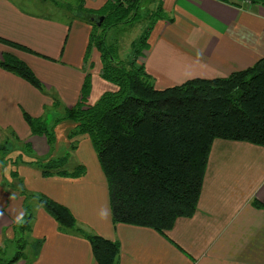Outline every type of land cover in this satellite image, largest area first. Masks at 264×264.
Listing matches in <instances>:
<instances>
[{"label":"crops","instance_id":"0c3cea01","mask_svg":"<svg viewBox=\"0 0 264 264\" xmlns=\"http://www.w3.org/2000/svg\"><path fill=\"white\" fill-rule=\"evenodd\" d=\"M107 1L83 0V4L85 9L96 11ZM150 3L155 4L151 10L161 6L172 20L157 21L148 39L145 68L157 80V89L194 78H224L264 58L263 6L244 2L236 8L217 0ZM90 31L91 27L77 14H72L70 22H64L28 12L13 0H0V38L40 55L0 44V59L3 54H10L22 61L48 94H54L67 109L80 97ZM91 62L94 67L88 101L94 103L109 86L99 78L100 63L95 50ZM49 95L0 69V130H13L20 141L30 143L39 158L65 152L68 132L74 126L68 121L56 126V142L51 151L43 137L30 135L22 112L36 118L44 116V109L52 104ZM76 141L77 148L70 159L76 161L72 163L74 167L85 168L81 178L44 177L35 166L27 164L18 165L17 173L24 190L68 208L86 233L118 242L117 264H264V207H253L254 200L264 204V148L214 141L194 216L177 219L168 232L174 245L149 228L113 225L107 183L91 142L87 136ZM3 185L0 248L15 241L14 226L19 223L17 219L24 218L23 196L8 186L15 187L12 181ZM33 215L26 247L29 260L14 264H96L87 240L59 231L58 224L38 206ZM36 243L40 244L37 248Z\"/></svg>","mask_w":264,"mask_h":264},{"label":"trees","instance_id":"16d2710c","mask_svg":"<svg viewBox=\"0 0 264 264\" xmlns=\"http://www.w3.org/2000/svg\"><path fill=\"white\" fill-rule=\"evenodd\" d=\"M77 1L79 7L74 14L86 22L91 31L83 59L85 74L80 97L73 107L64 108L54 94L49 95L31 69L16 57L3 54L0 69L22 79L39 93L51 96L50 107L61 110L50 120L46 113L48 108L44 109L45 116L37 118L22 112L31 136L43 137L52 150L56 126L68 121L74 125L68 132L69 140L89 138L107 183L113 225L149 228L174 244L168 232L177 219L194 216L214 141L243 142L264 148V58L224 78H194L177 86L157 89L145 65L137 60L148 50V39L155 23L172 21L162 7L146 10L149 15L145 18H149V23L140 38L131 43L133 57L125 62L117 58L115 45L107 44L106 32L142 19V4L146 0H108L96 11L85 9L83 0ZM217 1L236 8L244 2L264 7V0ZM101 17L103 20L99 23ZM0 44L40 56L3 38ZM92 50L99 56V78L109 90L94 103H89L94 67ZM9 133V137L22 145L21 154L6 160L13 167L32 165L44 177L77 179L85 174L82 165L75 166L72 171L65 167L70 153L77 148L76 142L70 144L69 152L64 155L40 160L35 158L30 143L21 142L12 131ZM7 141L4 137L0 144L3 165L11 152L7 147H12L6 146ZM22 155L33 160L24 162ZM9 176L17 180L18 187L8 186L24 198V219L14 226L17 234L14 243L19 250L11 259H0V264H14L25 259L23 249L29 244L26 235L34 219L30 201L58 224L59 231L87 240L96 264H117L118 242L86 233L68 208L44 195L29 194L23 189L16 169L11 170ZM253 207L261 209L264 204L254 200ZM39 245L36 243L35 248Z\"/></svg>","mask_w":264,"mask_h":264},{"label":"rangeland","instance_id":"374dc122","mask_svg":"<svg viewBox=\"0 0 264 264\" xmlns=\"http://www.w3.org/2000/svg\"><path fill=\"white\" fill-rule=\"evenodd\" d=\"M13 1L15 3L19 4L20 6H22L28 12H31L33 14H39V15L47 16L49 18H52L55 20H61L64 22H70L72 19V14L79 7V2L77 0H13ZM154 3L156 4V1H154ZM153 4L152 3L146 4L145 1L143 2L144 7L142 5V13L144 14V17L135 23L133 22L134 24L120 25L117 27H113L106 32L107 44L115 45V50H116L115 54L119 60L127 62L133 57L132 56V50H131V43L137 41L140 38V36L142 35L146 25L149 23V18H145L146 15H149L146 12V10H151L155 5V4L154 5ZM146 51L147 50L143 51L142 55L137 60L140 64L142 63V64L146 65V63H145L146 62V57H145ZM153 79H154V85H156L157 80L155 78H153ZM46 113H47L48 119L50 120L51 116H53V117L55 115L58 116V114L61 113V110H59V109L53 110L51 107H48V111ZM56 113H58V114H56ZM10 131H13V130H11V129L0 130V144H2L1 141L3 140V138L7 137V140H8L7 142H9V143L6 144V146H12L11 148L7 147L8 149H10L11 152L3 160L5 163H6V160L9 161L11 159L16 158V156L18 154H21V153H19V151L21 150L20 148L22 145H20L21 143L20 144L16 143L12 137H9ZM24 141L25 140L23 139L21 142H24ZM68 141H69L68 149L65 152H63L62 154H60V156L69 152V149H70L69 147H70L71 143L77 142L76 139H72V140L68 139ZM60 149H61L60 151L62 152L63 148L61 147ZM72 153L73 152H71L70 155ZM54 157H59V155H57V156L56 155H54V156L48 155L45 158H39V157H35V158L40 159V160H46L48 158H54ZM70 158H69V160L65 166L66 169L69 171L73 170V167H74L73 165H75V164H72V163L76 162L74 159L71 162ZM22 160L25 162L26 160L31 161L33 159H30L29 157L22 155ZM13 169L18 170V165L16 167H13L9 162H7L5 165L0 163V185L1 186H4L3 185L4 180L12 181V183H14L15 186H18L17 180H15V179L13 180L9 176V172ZM29 204L31 205V209H32V212L34 214V209L36 208L37 205L33 201H30ZM23 219L21 220V222L23 221ZM29 236H30V234H27L26 239H28ZM18 243L20 244L21 242H18ZM1 247H2L1 248L2 250L0 251V259H5V258L11 259L15 255L16 251L19 250V247H17V243L15 244L13 241L11 243H7L5 245H2ZM23 254L25 256V260H29V258L26 257L27 248L23 249Z\"/></svg>","mask_w":264,"mask_h":264},{"label":"water","instance_id":"95a60500","mask_svg":"<svg viewBox=\"0 0 264 264\" xmlns=\"http://www.w3.org/2000/svg\"><path fill=\"white\" fill-rule=\"evenodd\" d=\"M102 20H103V17H101V18H100V21H99V23H100ZM99 23H98V24H99Z\"/></svg>","mask_w":264,"mask_h":264},{"label":"clouds","instance_id":"9594fccd","mask_svg":"<svg viewBox=\"0 0 264 264\" xmlns=\"http://www.w3.org/2000/svg\"><path fill=\"white\" fill-rule=\"evenodd\" d=\"M17 222H21L19 219H17Z\"/></svg>","mask_w":264,"mask_h":264}]
</instances>
